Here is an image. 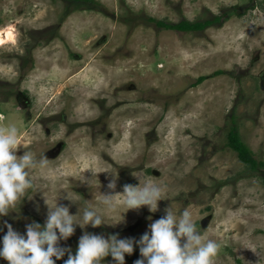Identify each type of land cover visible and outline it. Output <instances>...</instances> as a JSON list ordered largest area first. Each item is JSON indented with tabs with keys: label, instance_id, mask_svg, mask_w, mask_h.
I'll return each instance as SVG.
<instances>
[{
	"label": "rangeland",
	"instance_id": "rangeland-1",
	"mask_svg": "<svg viewBox=\"0 0 264 264\" xmlns=\"http://www.w3.org/2000/svg\"><path fill=\"white\" fill-rule=\"evenodd\" d=\"M214 17L197 30L158 25ZM7 28L0 130L15 125L16 155L47 163L30 170L33 188L0 217V239L5 222L20 234L43 226L45 198L79 216L140 177L165 189L155 213L144 206L116 225L76 226L59 246L75 255L84 232L139 240L170 207L190 211L202 239L219 243L214 264H264V0H0ZM232 128L254 166L227 145ZM105 170L118 173L114 192ZM140 258L134 246L125 264Z\"/></svg>",
	"mask_w": 264,
	"mask_h": 264
},
{
	"label": "clouds",
	"instance_id": "clouds-1",
	"mask_svg": "<svg viewBox=\"0 0 264 264\" xmlns=\"http://www.w3.org/2000/svg\"><path fill=\"white\" fill-rule=\"evenodd\" d=\"M19 135L15 125L0 130V217L16 209L26 192L33 188L30 170L46 167L47 163L44 158L36 160L28 151L17 156L22 147ZM98 173L111 176L107 187L114 192L118 173L107 170ZM98 173L94 175L97 177ZM137 178L138 185H124L122 194H102L97 206H86L79 216V210L75 215L70 214L68 206L59 205L57 201L50 205L44 197L48 213L43 226L34 222L26 226V234H20L5 222L7 232L0 239V258L8 264H55V260L62 259L67 252L65 264H101L108 256L116 264H125V255H131L136 246L141 258L134 264H214L219 243L213 239H202L190 211L177 214L170 207L165 209L163 217L149 225L139 240L120 239L116 234L104 238L84 232L75 255L70 249L59 246L61 240L66 241L74 234L76 226L84 229L89 225L93 228L116 225L124 221L123 214L128 210L144 206L155 213L158 202L164 200V187L148 180L141 184V178ZM65 199L76 203L69 196ZM118 206L126 209L118 222L105 223V214L114 213Z\"/></svg>",
	"mask_w": 264,
	"mask_h": 264
},
{
	"label": "trees",
	"instance_id": "trees-1",
	"mask_svg": "<svg viewBox=\"0 0 264 264\" xmlns=\"http://www.w3.org/2000/svg\"><path fill=\"white\" fill-rule=\"evenodd\" d=\"M79 1H89V0H79ZM219 19H220L219 17H214L212 19H207L203 22H188L186 20H181L180 22L176 24L158 22V25L164 28L178 29L181 31H189V30H197V29L203 28L209 24L219 21ZM220 73H222L221 70L215 71V74H220ZM204 79L205 77H202V76L198 77L195 83H200ZM227 145L237 152L238 157L241 160L245 162H249L252 166L256 164L255 160L252 158V155L248 147H246V145L239 139L237 133L234 131L233 128L228 133Z\"/></svg>",
	"mask_w": 264,
	"mask_h": 264
},
{
	"label": "bare ground",
	"instance_id": "bare-ground-1",
	"mask_svg": "<svg viewBox=\"0 0 264 264\" xmlns=\"http://www.w3.org/2000/svg\"><path fill=\"white\" fill-rule=\"evenodd\" d=\"M1 33H3V36L5 37V39L10 40L13 36V34L11 33V31L7 28L5 30H0ZM1 33H0V44L3 41V38L1 37Z\"/></svg>",
	"mask_w": 264,
	"mask_h": 264
}]
</instances>
